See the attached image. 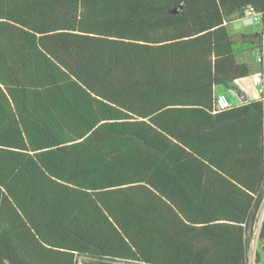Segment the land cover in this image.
<instances>
[{
    "label": "trees",
    "instance_id": "16d2710c",
    "mask_svg": "<svg viewBox=\"0 0 264 264\" xmlns=\"http://www.w3.org/2000/svg\"><path fill=\"white\" fill-rule=\"evenodd\" d=\"M251 8L260 14L261 31L231 35L227 25L243 18ZM37 35H55L56 38H38ZM237 41L251 42V48L259 57L262 93L258 99L220 109L216 86L223 84L238 89L237 79L254 74L251 65L238 61L234 49ZM22 47L48 51L52 58L60 61L63 70L51 65L49 71H39L33 79H29L30 74L15 73V78L0 74V82H37L43 84L44 93H54L56 97H59L58 89L63 97L70 90L62 86L50 88L52 83L81 82L91 87L90 90L102 93L109 101L106 106L103 102V110L106 109L101 116L103 121L92 111V101L83 99L78 100L77 119L46 125L48 129L71 130L79 135L90 130L123 135L114 141L109 138L108 146L113 154L108 159L106 179L118 186L146 183L118 189L119 193L127 195L122 218H118L128 249L126 255L119 258L100 255L87 264H112L116 260L206 264L208 260L202 257L213 252L197 251V228L174 218L180 217L179 214L191 218L189 213L193 206L177 200L180 188L171 183H191L203 173L214 177L216 174L211 172L216 171L200 167L230 161L243 163L248 168L221 169L220 172L236 178L245 190L253 192L243 197L248 204L254 200V205L250 212L248 207L245 210L243 225L233 230L222 228L213 238L217 242L234 241L238 248L233 255L234 264H247L249 240L245 232L256 222L264 185V0H0V57L5 58L7 49ZM44 57L50 63L51 59ZM96 85L102 88H95ZM181 117L185 120L179 119ZM97 136L99 134H93V138ZM116 141H120L122 147H117ZM233 141H239L237 152L231 147ZM127 150L131 153L126 154L128 164L114 178L113 160L119 152ZM10 157L5 148H0L1 211L7 204L6 196H15L21 191L20 187L8 184L11 176L15 180L24 171L35 173L29 164L25 163L29 167L26 170L15 160L14 167H7ZM99 171L93 169V172ZM49 172L60 176V171L53 168ZM35 174L45 178L42 186L45 195L72 194L73 187L58 184L42 169ZM62 177L66 181H77ZM185 188L197 195L192 184ZM183 193L186 195L185 191ZM136 195L147 198L153 195L158 199L163 196L174 202L172 206L163 202L165 208L174 213L173 218L166 219L163 213L161 223L156 224L149 216L148 203L136 202ZM42 204L46 211L54 209L59 214L69 210V202L64 200L53 205ZM134 206L139 212L132 211ZM165 220L171 233L164 230ZM66 238L62 236L56 244L68 247ZM259 241L264 245V220ZM158 250L169 254L159 257ZM3 255L0 251V264H6ZM62 255L67 264L75 263L71 253ZM256 260L261 264L259 250Z\"/></svg>",
    "mask_w": 264,
    "mask_h": 264
},
{
    "label": "crops",
    "instance_id": "0c3cea01",
    "mask_svg": "<svg viewBox=\"0 0 264 264\" xmlns=\"http://www.w3.org/2000/svg\"><path fill=\"white\" fill-rule=\"evenodd\" d=\"M230 24L227 25L228 32L235 36L256 34L262 28L260 25L253 32L239 30L240 28L230 30ZM20 37L23 36L18 38ZM37 37L56 38L55 35H37ZM55 49L63 52L58 48ZM234 49L238 61L251 65L246 54L240 53L246 49L241 47L238 51L236 44ZM45 55L51 59L48 60L50 63L46 61ZM4 56L5 58L0 57V74L6 78L8 75L15 78V73H18L30 74L29 79H33L39 71H49L51 65L63 70L59 60L52 58L48 51L41 49L28 50L25 47L7 49ZM258 72L259 65L257 70H254V74ZM254 74L237 79L238 89L218 84L215 89L216 95L226 93L234 106L260 98L262 90L259 85L253 83L252 75ZM42 86L43 84L37 82H0V148H5L6 153L12 156L7 167L10 165L14 167V160L15 163H20L19 167H26V164H29L30 168H34L35 173L42 169L58 184L73 187V191L67 196L59 193L45 195L42 189L45 178L42 175L24 171L15 180L11 176L8 184L20 187L21 191L15 196L8 194L7 204H4L2 211L0 209V224H2L0 232L3 231L0 233V251L4 254L6 264H67L65 255H62L64 253H71L74 260L82 257L87 263L91 258L100 255L124 257L128 249L121 236L123 231L119 227L118 218H122L123 203L127 195L119 193L118 189L127 187L124 185L132 187L146 183L132 182V184L118 186V183L109 182L106 179L108 159L110 160V154H113L108 146L109 138L114 141L123 135H110V132L94 130L79 135L71 130H55L52 129L53 127L48 129L46 125L49 122L59 123V120L63 119H77L80 111L77 110L80 104L78 100L83 99L92 101V111H95L99 120L103 121L104 118L101 116L106 112V109L103 110V102L106 106L109 101L103 97L102 93L90 90L91 87L81 82L51 84L50 88L62 86L69 89L70 92L66 93V97L61 96L59 89L57 91L59 97H56L54 93H44L45 89ZM95 88H102V86L96 85ZM179 119L185 120L183 117ZM95 133L99 134V137L93 138ZM115 143L117 147H122L120 141ZM239 145V141L231 143L235 152ZM126 154L131 153L128 150L121 151L113 160L116 167L114 178H117L118 171L123 170L128 164ZM206 164L207 167L200 168L216 171L211 172L216 174L214 177L203 173L199 179L191 183H171L180 188L177 200L193 206L189 213L191 218H186L183 214L182 216L179 214L181 218L178 216L174 218L197 228V231L195 230V234L198 235L195 243L196 250L209 249L213 252L202 257L208 260L206 264H234L233 255L238 250L234 241L217 242L213 237L220 233L222 228L233 230L244 224L245 210L247 207L248 212L253 209L254 200H250L248 204L246 197L243 196L253 192L245 190L236 178L227 177L220 171H223L221 169L241 171L248 166L235 161L219 165ZM29 167H26V170ZM50 168L60 171V176L51 174ZM94 168L100 169L99 173L93 172ZM62 175L77 181L74 182L72 179L66 181ZM188 184L196 187V196L185 188ZM78 191L80 193H77ZM160 197L158 199L153 195H149L148 198L144 195L135 196L136 202L148 203L151 208L149 216L154 218L156 224L161 223L163 213L166 219L174 216V213L166 209L163 203L168 202L172 206L174 202H169L163 196ZM61 200L69 202V210L65 214H59L54 209L46 211L42 204L52 203L53 205V202ZM260 202L256 222L245 232L249 240L247 264H258L257 250L260 252V262L264 264V245L259 241V230L264 220V185ZM132 211L139 212V209L134 206ZM163 224L165 232L171 233L166 220ZM62 236H67L66 239L70 244L68 247L56 244L60 242L59 239ZM45 237L50 242H47ZM168 254L167 251L158 250L156 255L164 257Z\"/></svg>",
    "mask_w": 264,
    "mask_h": 264
},
{
    "label": "built area",
    "instance_id": "2783aa9c",
    "mask_svg": "<svg viewBox=\"0 0 264 264\" xmlns=\"http://www.w3.org/2000/svg\"><path fill=\"white\" fill-rule=\"evenodd\" d=\"M245 20V23L252 24L254 22H260V14L256 12L253 8L247 11L246 15L243 17ZM259 61V57H258ZM252 80L255 85L260 86V90H262V74L261 72L255 73L252 75ZM217 99V105L220 109H227L231 106H233V103L229 96L226 93H219L216 96ZM74 264H87V262L82 258L78 257L75 260ZM112 264H144V263H138L133 261H125V260H116L113 261Z\"/></svg>",
    "mask_w": 264,
    "mask_h": 264
},
{
    "label": "rangeland",
    "instance_id": "374dc122",
    "mask_svg": "<svg viewBox=\"0 0 264 264\" xmlns=\"http://www.w3.org/2000/svg\"><path fill=\"white\" fill-rule=\"evenodd\" d=\"M261 23L260 22H254L252 24H246L245 20L243 18L235 19L229 26L230 30L238 29L239 30H246L247 32H253L256 31L260 27ZM238 51L240 50L239 48L243 47L246 49L243 52V54H246V57L248 58V61L250 64L253 66L254 70H257V65H258V56L256 55V52L251 48L252 44L249 41H237L236 43ZM251 48V49H250ZM251 57V58H249Z\"/></svg>",
    "mask_w": 264,
    "mask_h": 264
},
{
    "label": "water",
    "instance_id": "95a60500",
    "mask_svg": "<svg viewBox=\"0 0 264 264\" xmlns=\"http://www.w3.org/2000/svg\"><path fill=\"white\" fill-rule=\"evenodd\" d=\"M173 11H177V10H173Z\"/></svg>",
    "mask_w": 264,
    "mask_h": 264
}]
</instances>
